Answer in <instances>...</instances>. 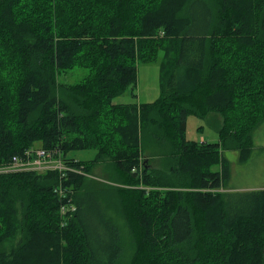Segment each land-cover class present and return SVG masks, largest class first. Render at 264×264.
Masks as SVG:
<instances>
[{
    "label": "trees",
    "instance_id": "obj_1",
    "mask_svg": "<svg viewBox=\"0 0 264 264\" xmlns=\"http://www.w3.org/2000/svg\"><path fill=\"white\" fill-rule=\"evenodd\" d=\"M160 52L159 97L114 103ZM263 122L264 0H0V165L39 146L80 171L0 174V264H264V187L221 190Z\"/></svg>",
    "mask_w": 264,
    "mask_h": 264
},
{
    "label": "rangeland",
    "instance_id": "obj_2",
    "mask_svg": "<svg viewBox=\"0 0 264 264\" xmlns=\"http://www.w3.org/2000/svg\"><path fill=\"white\" fill-rule=\"evenodd\" d=\"M163 53H159V57L153 62H137V79L134 85L128 87L125 92L113 99L114 103L121 104H146L154 102L160 94V64L162 62ZM88 74V70L83 67H76L73 70L61 75L60 80L68 84H74L82 80ZM208 117L206 119L188 116L186 119V138L188 140L198 141L200 139L206 142H217V128L220 120ZM254 148L251 159L247 163H239L237 155L227 151L223 155L232 163L231 175L225 188L222 191H249L254 188L264 187V122L254 130ZM39 147V146H37ZM94 150H74L68 153V157L75 161H91L95 157ZM109 165L101 163L96 166L94 174L90 177L99 181H104L101 177L109 178ZM62 187H58L60 189ZM67 189V188H66ZM72 203V201H68ZM73 204V203H72ZM75 205V204H74ZM107 214H113L112 211H106ZM63 217V216H61ZM64 217H67L64 215ZM123 242V241H122ZM127 247L124 250L121 261H127L131 255L129 244L124 243ZM123 244V245H124Z\"/></svg>",
    "mask_w": 264,
    "mask_h": 264
},
{
    "label": "built area",
    "instance_id": "obj_3",
    "mask_svg": "<svg viewBox=\"0 0 264 264\" xmlns=\"http://www.w3.org/2000/svg\"><path fill=\"white\" fill-rule=\"evenodd\" d=\"M49 156V157H48ZM63 167L59 162H53L51 155L47 154L44 150H39L35 152L33 157H29L25 152L23 156H15L8 163H3L0 165V174L7 173H17L25 171H47V170H63ZM66 190V188H65ZM62 188L58 189L59 193L62 194ZM76 210V205L74 203L68 205V208L65 209L61 207V212L63 215L68 212H74Z\"/></svg>",
    "mask_w": 264,
    "mask_h": 264
},
{
    "label": "bare ground",
    "instance_id": "obj_4",
    "mask_svg": "<svg viewBox=\"0 0 264 264\" xmlns=\"http://www.w3.org/2000/svg\"><path fill=\"white\" fill-rule=\"evenodd\" d=\"M39 150H44L47 154L51 155L49 151H46L45 149H42V148L37 147V146H35L34 149H30L29 151H26V153L28 154L29 157H33V156L35 155V152H36V151H39ZM48 157H49V156H48ZM68 170H70V171H74V172H80L79 170H77V169H75V168H73V167H71V166H69V167H65V168L63 169L64 172H65V171H68Z\"/></svg>",
    "mask_w": 264,
    "mask_h": 264
},
{
    "label": "crops",
    "instance_id": "obj_5",
    "mask_svg": "<svg viewBox=\"0 0 264 264\" xmlns=\"http://www.w3.org/2000/svg\"><path fill=\"white\" fill-rule=\"evenodd\" d=\"M232 164V163H231Z\"/></svg>",
    "mask_w": 264,
    "mask_h": 264
}]
</instances>
